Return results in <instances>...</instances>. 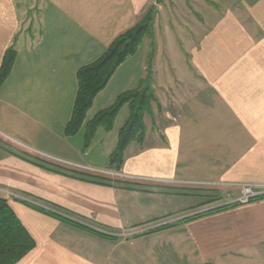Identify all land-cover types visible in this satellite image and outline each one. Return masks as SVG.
<instances>
[{"label": "crops", "instance_id": "obj_1", "mask_svg": "<svg viewBox=\"0 0 264 264\" xmlns=\"http://www.w3.org/2000/svg\"><path fill=\"white\" fill-rule=\"evenodd\" d=\"M151 6V33L68 133L78 69ZM10 47L0 198L36 242L16 264H264V196L216 209L241 184H264V0H0V67ZM148 85L145 135L115 169L109 157L129 106L90 137L87 122Z\"/></svg>", "mask_w": 264, "mask_h": 264}, {"label": "trees", "instance_id": "obj_2", "mask_svg": "<svg viewBox=\"0 0 264 264\" xmlns=\"http://www.w3.org/2000/svg\"><path fill=\"white\" fill-rule=\"evenodd\" d=\"M154 15L155 8L151 6L133 27L114 38L100 57L78 69V91L72 117L66 127L68 133L77 131L84 124L88 110L91 108L95 96L104 89L118 66L130 55L134 54L138 50L144 37L151 33ZM16 55L17 51L14 48L10 47L6 50L0 67V85L9 76ZM153 98L154 94L149 85L143 88L127 90L119 94L112 105L98 111L87 122L88 136L90 137L99 126H105L108 129L111 128L120 109L125 104L129 106V114L119 129L117 144L109 157L110 165L115 169L121 168L128 144L135 139H143L146 132L144 115L151 109V101ZM32 161L58 172H71L62 167L51 166L44 160ZM72 172L73 173L71 174L82 179L105 184L111 183V179L103 175L76 170H73ZM124 185L129 188L134 187L130 182H125ZM263 196L264 195H262V197ZM20 200L37 210L71 222L75 225L84 226L65 215L45 209L44 207L21 198ZM226 206L229 205L218 206L216 209ZM200 214L201 212L190 217ZM167 225H163L162 227ZM35 245V239L17 216L9 202L4 198H0V264H16L28 252H30Z\"/></svg>", "mask_w": 264, "mask_h": 264}, {"label": "built area", "instance_id": "obj_3", "mask_svg": "<svg viewBox=\"0 0 264 264\" xmlns=\"http://www.w3.org/2000/svg\"><path fill=\"white\" fill-rule=\"evenodd\" d=\"M102 172V171H101ZM104 173L111 175H119L120 173L104 170ZM240 193L238 195H229L227 199L221 201L218 206L244 204L253 199L264 195V184L259 183H243L240 185ZM216 207V206H214Z\"/></svg>", "mask_w": 264, "mask_h": 264}, {"label": "rangeland", "instance_id": "obj_4", "mask_svg": "<svg viewBox=\"0 0 264 264\" xmlns=\"http://www.w3.org/2000/svg\"><path fill=\"white\" fill-rule=\"evenodd\" d=\"M125 121V120H124ZM124 123V122H123ZM123 125V124H122ZM106 170H108V169H106ZM97 171H100V170H97ZM102 172L104 171V170H101ZM108 171H111V172H115V171H112V170H108ZM111 175V174H110ZM207 204V203H206Z\"/></svg>", "mask_w": 264, "mask_h": 264}]
</instances>
